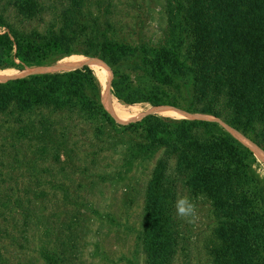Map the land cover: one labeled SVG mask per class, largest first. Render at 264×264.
<instances>
[{
  "label": "trees",
  "instance_id": "obj_1",
  "mask_svg": "<svg viewBox=\"0 0 264 264\" xmlns=\"http://www.w3.org/2000/svg\"><path fill=\"white\" fill-rule=\"evenodd\" d=\"M58 1L59 21L43 33L20 32L0 14L1 70L74 54L99 59L111 71L109 92L118 102L212 116L264 153V0H166L170 44L157 48L97 40L91 25L86 33L76 21L87 0ZM16 6L25 19L42 11L36 0ZM182 32L191 41L186 59ZM137 54L154 86L118 74L117 65ZM54 71L0 81V264H27L35 234L43 264H67L78 209L90 205L86 189L114 176L120 181L144 163L151 167L136 231L144 264L172 260L179 185L210 204V264H264V164L249 147L200 118L147 114L120 125L104 107L91 66ZM101 163L108 171L95 173Z\"/></svg>",
  "mask_w": 264,
  "mask_h": 264
},
{
  "label": "rangeland",
  "instance_id": "obj_2",
  "mask_svg": "<svg viewBox=\"0 0 264 264\" xmlns=\"http://www.w3.org/2000/svg\"><path fill=\"white\" fill-rule=\"evenodd\" d=\"M36 2L41 6L42 11L34 18L25 19L18 14L17 0H0V14L7 25L20 32L43 33L53 21H59L64 7L62 8L58 0H36ZM165 4L166 0H87L81 5L79 16L75 19L77 23H83L87 29L91 25L92 37L94 38L96 33L97 40L105 38L114 44L128 48L166 47L170 43ZM89 30L90 28L86 30V33ZM0 32L4 33L6 29L0 28ZM178 39L181 41V57L186 59L190 38L182 32ZM78 56L81 55L60 57L53 64L41 67H24L21 70L0 69V81H6L18 75L25 77L34 73L69 70L81 64H88V59ZM139 60L138 54L122 60L116 67L118 74L125 76L135 86L141 88L154 86ZM106 70V76L99 78L96 75V77L101 83L104 107L116 123L128 124L147 114L170 119L200 118L218 123L249 147L245 137L212 116L189 115L173 106L152 107L148 103L126 105L118 102L109 92L110 84L106 91V79L108 77L110 81L112 79L110 69L106 68ZM174 103L179 104L180 100L177 99ZM115 116L127 121L120 122ZM103 164L97 167L95 173L108 171L103 168ZM148 164L139 165L120 181L114 176L110 182L95 181L93 187L86 189L85 196L90 205L85 208L80 206L78 209L80 217L75 224V252L71 254L67 264H144L141 247L136 239V231L142 220L143 183L151 167V165L147 167ZM261 167L264 171L262 164ZM179 196H186L193 203L194 217H178L174 204L173 216L177 227L178 243L169 264H210L207 254L213 227L210 204L201 196L189 194L181 185L178 187L176 199ZM38 239V235L35 234L33 240L36 249ZM36 249L34 246L33 252L24 259L27 264H43L34 253Z\"/></svg>",
  "mask_w": 264,
  "mask_h": 264
},
{
  "label": "bare ground",
  "instance_id": "obj_3",
  "mask_svg": "<svg viewBox=\"0 0 264 264\" xmlns=\"http://www.w3.org/2000/svg\"><path fill=\"white\" fill-rule=\"evenodd\" d=\"M101 62V61H100ZM99 62V60H95V59H91V60H88L87 63L88 65H90L92 67V69L95 71L96 75L100 78V77H104L106 76L107 74V70L106 68ZM109 78V77H108ZM107 78V79H108ZM107 79H106V82H107ZM105 82V83H106ZM100 83V82H99ZM101 85V83H100ZM107 87V86H106ZM169 109V108H168ZM175 111V110H174ZM247 145L250 147V149L260 158V160L263 162L264 164V153L257 147L255 146L254 144L246 141Z\"/></svg>",
  "mask_w": 264,
  "mask_h": 264
},
{
  "label": "clouds",
  "instance_id": "obj_4",
  "mask_svg": "<svg viewBox=\"0 0 264 264\" xmlns=\"http://www.w3.org/2000/svg\"><path fill=\"white\" fill-rule=\"evenodd\" d=\"M176 215L181 218L194 217V205L186 196H179L175 200Z\"/></svg>",
  "mask_w": 264,
  "mask_h": 264
},
{
  "label": "water",
  "instance_id": "obj_5",
  "mask_svg": "<svg viewBox=\"0 0 264 264\" xmlns=\"http://www.w3.org/2000/svg\"><path fill=\"white\" fill-rule=\"evenodd\" d=\"M99 60V59H98ZM100 61V60H99ZM102 62V61H101ZM103 63V62H102ZM43 73H50V72H43ZM35 74V73H34ZM18 78H22V77H18ZM13 79H16V78H13ZM11 80V79H10ZM110 84V79L108 78L107 79V82H106V86L108 87Z\"/></svg>",
  "mask_w": 264,
  "mask_h": 264
},
{
  "label": "crops",
  "instance_id": "obj_6",
  "mask_svg": "<svg viewBox=\"0 0 264 264\" xmlns=\"http://www.w3.org/2000/svg\"><path fill=\"white\" fill-rule=\"evenodd\" d=\"M132 105H134V104H132Z\"/></svg>",
  "mask_w": 264,
  "mask_h": 264
}]
</instances>
